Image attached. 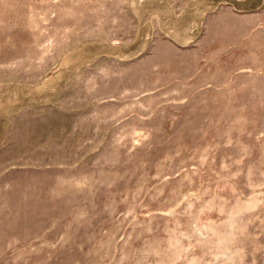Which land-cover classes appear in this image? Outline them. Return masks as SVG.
Wrapping results in <instances>:
<instances>
[{
    "label": "rangeland",
    "instance_id": "rangeland-1",
    "mask_svg": "<svg viewBox=\"0 0 264 264\" xmlns=\"http://www.w3.org/2000/svg\"><path fill=\"white\" fill-rule=\"evenodd\" d=\"M0 264H264V0H0Z\"/></svg>",
    "mask_w": 264,
    "mask_h": 264
}]
</instances>
